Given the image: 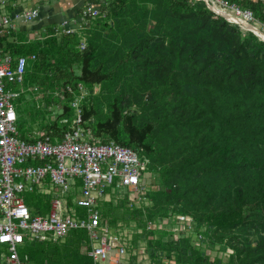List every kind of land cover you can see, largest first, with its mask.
Wrapping results in <instances>:
<instances>
[{
  "label": "trees",
  "instance_id": "1",
  "mask_svg": "<svg viewBox=\"0 0 264 264\" xmlns=\"http://www.w3.org/2000/svg\"><path fill=\"white\" fill-rule=\"evenodd\" d=\"M72 1L67 15L48 8L34 28L0 35L2 52L13 59L33 55L21 83L6 86L18 94L13 105L20 137L45 132L61 139L76 116L72 103L85 90L78 102L81 127L149 159L156 189L145 191L147 204L127 206L125 197L98 207L111 228L133 226L131 245L143 242L146 264H164L171 253L178 264H222L220 258L207 261L208 251L227 248L232 254L223 264H264V42L215 16L202 1ZM228 1L264 23V0ZM89 3L99 14L83 28L80 49L79 33L58 36L54 27L78 17ZM93 23L106 34L94 30L90 44ZM30 32L38 36L30 39ZM128 79L148 93L145 105L166 108L161 119L136 125L133 116L122 114L121 97L111 95L108 116L95 121L99 102L88 100L87 91ZM30 204L45 211L48 199L35 195ZM177 215L192 219L193 233L180 231L182 237L173 240ZM84 240L83 231H71L62 242L26 244L24 253L36 264H92L81 250ZM136 261L130 256L125 264Z\"/></svg>",
  "mask_w": 264,
  "mask_h": 264
},
{
  "label": "built area",
  "instance_id": "2",
  "mask_svg": "<svg viewBox=\"0 0 264 264\" xmlns=\"http://www.w3.org/2000/svg\"><path fill=\"white\" fill-rule=\"evenodd\" d=\"M3 1L0 0V35L15 29L17 24L39 20L35 8L4 14ZM193 1L204 2L213 14L228 21L250 26L264 41V23L256 20L250 10L228 0ZM98 14L94 6L86 4L78 17L61 20L54 32L58 36L81 35L88 19ZM84 47L85 38L81 35L80 49ZM28 59H33V55L13 59L0 48V264H36L24 253L26 244L62 242L71 231L79 230L86 236L81 250L92 264H125L130 256L142 257L143 247L139 244L133 248L127 230L121 229L120 223L118 228H111L102 220L98 207L125 197L127 206L139 201L147 204L145 191L156 189L148 173L149 159L113 141L104 143L94 138L89 128L81 127L78 102L86 94L81 87L80 98L72 103L76 116L69 132L59 140H52L45 132H35L30 140L22 139L15 125L13 105L18 94L6 86L21 83ZM120 190L124 193L116 195ZM35 195L47 197L45 211L30 204ZM175 218L173 238L186 227H190L189 234L193 233L189 216ZM154 228V224H149L148 229Z\"/></svg>",
  "mask_w": 264,
  "mask_h": 264
},
{
  "label": "rangeland",
  "instance_id": "3",
  "mask_svg": "<svg viewBox=\"0 0 264 264\" xmlns=\"http://www.w3.org/2000/svg\"><path fill=\"white\" fill-rule=\"evenodd\" d=\"M5 1L10 2L11 0H4L3 3ZM85 1H87V0H85ZM31 2H34L33 5H31V7H33V8L38 7L39 11L41 12L40 16L44 17V19L47 18L48 8H52V10L56 13L57 12H65L67 15V13L70 11V8H72L71 6L74 3L72 0H29V1L18 0L17 3L22 5L23 7H28L29 3H31ZM87 2H89V1H87ZM0 13H2V12H0ZM4 14H6V13H4ZM100 17H102V14H100ZM227 22L236 24L233 21L231 22V20L227 21ZM236 25L239 26V29L242 33H251L254 36H256L259 40H261L259 34L256 31H254L253 29H251L250 26L243 27L242 25H239V24H236ZM85 26L86 25H84L83 28ZM83 28L80 31H82L81 35L85 36L83 32H85V34H86V31H85L86 29L84 30ZM94 30H96L97 32L102 31V34H104V33L106 34V30L105 31L102 30V28L98 24H96V25L94 23L91 24L90 28L87 30V32H89V33L91 32V34H92V37L89 41L90 44L92 43L91 40L94 37V35H93ZM107 41L111 42L109 39H107ZM261 41H263V40H261ZM111 43L115 46V43H113V42H111ZM158 45H159V43L156 42L155 44H153V46L151 48L149 56L152 57V59H154L157 56L156 47ZM74 71L76 74H79V67H76L74 69ZM87 94L89 95L88 100L90 99V97H93L97 100V102H99L98 113L96 116H94L95 121L97 119H103L106 116H108V114H109L108 113V102H109V97L111 95L121 97L120 100H121L122 114L133 116V118L135 120V124L139 125V126L142 125L147 120H160L162 115L166 112V108H163L161 106H156V107L152 108L153 105H150V104L145 105V102L147 100H149V95L146 91L134 89V79L129 80V82H126L124 80L120 81L118 84L115 85L114 88H111V89H109L106 84L99 85L97 87H94V89H92V90L89 89L87 91ZM37 96H38L37 98L40 99V96L39 95H37ZM95 96H97V97H95ZM123 193H124V191L120 190V191H117L116 195H122ZM117 199H120V198H117ZM132 227L133 226L131 225L130 227L125 228L127 230L125 232L130 236V238L133 237ZM189 229H190V227H186L185 232H188ZM203 229L204 228L202 227V230ZM212 230L213 229L207 230V231H209L208 235L211 236ZM175 237L176 238H173V240H177L178 238H180L182 236L180 235V236H175ZM195 237L196 236L193 237V243L195 246H198L199 242L197 240H194ZM149 238H151V237H149ZM251 240H254V238L252 237ZM138 243L140 244L141 247L144 246L143 242L141 240H138ZM214 247L220 248V245L216 244ZM208 253H209V257H208L207 261L211 262V261H213L214 258H220V260L223 264V262L225 263L226 260L228 259V255L232 254V250L227 248L224 251H222V249L220 251H215L213 249L212 251H208ZM164 254L166 255L167 251H164V253H162V255H164ZM137 260H140V261L136 262V264H146L147 263V255L144 253L142 255V257L137 258ZM162 261L164 264H178L177 262H175V254L174 253L170 254V258L167 256H166V258L163 257Z\"/></svg>",
  "mask_w": 264,
  "mask_h": 264
},
{
  "label": "crops",
  "instance_id": "4",
  "mask_svg": "<svg viewBox=\"0 0 264 264\" xmlns=\"http://www.w3.org/2000/svg\"><path fill=\"white\" fill-rule=\"evenodd\" d=\"M22 1V0H21ZM26 1H29V0H26ZM18 2V0H11V2H7V1H5L4 3H3V5H4V12L5 13H8V14H11L12 12H15V11H20V10H22V9H29V8H33V7H31V5H33V3L34 2H31V3H29V5H28V7H23L22 5H20V4H18L17 3ZM11 4H14L15 6H14V8H12V6H11ZM73 6V5H72ZM71 6V7H72ZM35 9H37L38 10V13L40 12L39 11V9H38V7H35ZM72 8H70V10H71ZM41 13V12H40ZM12 15V14H11ZM70 15V14H69ZM71 16V15H70ZM70 18V17H69ZM40 16H39V20L38 21H36L35 23H32V24H22V23H20V24H17V26H16V28L17 29H19V28H23L24 26H25V28L26 29H29V28H34V26L35 25H37L36 23H38L39 21H40ZM29 35V37L31 38V37H34V35H36L37 34V32H30V33H28Z\"/></svg>",
  "mask_w": 264,
  "mask_h": 264
},
{
  "label": "bare ground",
  "instance_id": "5",
  "mask_svg": "<svg viewBox=\"0 0 264 264\" xmlns=\"http://www.w3.org/2000/svg\"><path fill=\"white\" fill-rule=\"evenodd\" d=\"M15 102V101H14Z\"/></svg>",
  "mask_w": 264,
  "mask_h": 264
},
{
  "label": "water",
  "instance_id": "6",
  "mask_svg": "<svg viewBox=\"0 0 264 264\" xmlns=\"http://www.w3.org/2000/svg\"><path fill=\"white\" fill-rule=\"evenodd\" d=\"M228 21V20H227Z\"/></svg>",
  "mask_w": 264,
  "mask_h": 264
}]
</instances>
